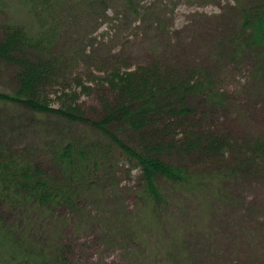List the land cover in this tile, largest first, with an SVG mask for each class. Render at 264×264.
I'll return each mask as SVG.
<instances>
[{"label":"rangeland","instance_id":"rangeland-1","mask_svg":"<svg viewBox=\"0 0 264 264\" xmlns=\"http://www.w3.org/2000/svg\"><path fill=\"white\" fill-rule=\"evenodd\" d=\"M84 1L63 0L65 16L59 17L60 0H0V93L21 91L19 74L49 62L52 70L37 88L42 104L58 113L0 102V143L33 157L49 179L60 181L68 166L53 148L73 145L87 158L97 150L108 156L95 155L82 181V174L76 175L80 182L72 183L75 194L69 203L46 207L32 201L31 210H12L0 198V226L13 227L23 237L30 224L35 229L30 252L44 262L51 257L58 264H264L259 145L237 144L240 154L227 156L159 150L161 161L208 179L204 192L194 186L155 206L141 192L135 162L113 153L117 147L109 142L116 132L135 147L154 140L162 146H173L169 140L184 143V120L190 117L201 122L196 137L202 143L216 137L237 142L264 138V55L248 40L244 24L245 10L263 0ZM85 4L98 12L84 15ZM74 10L80 20L75 27ZM243 30L245 43L240 42ZM144 72L156 78L182 74L191 77V85L213 74L233 103L217 108L206 95H179L172 110L183 103L194 114L174 118L167 103L175 97H169L158 114L152 107L140 110L148 121L135 129L115 113L129 102V83ZM131 102L127 108L137 113L139 103ZM168 121L173 128H167ZM236 168L242 169L229 171ZM13 251L0 244V264L16 258Z\"/></svg>","mask_w":264,"mask_h":264},{"label":"trees","instance_id":"trees-1","mask_svg":"<svg viewBox=\"0 0 264 264\" xmlns=\"http://www.w3.org/2000/svg\"><path fill=\"white\" fill-rule=\"evenodd\" d=\"M60 1L61 3L58 4V8H60V10H58L59 17L62 15L65 16V14H63L65 10V4L63 0ZM92 1H94V3L98 2V0ZM130 1L131 0H127V3L131 4ZM88 2V0L84 1L86 4H88ZM99 2H102V0H99ZM86 4V7L83 8V11H85L84 15L92 16L98 12V7L91 8L89 6L90 4ZM62 8L64 10H62ZM255 8L259 9V11L254 14L256 11ZM74 14L76 18L74 22L75 27L80 20L78 13L75 12V10ZM244 15V24L245 26L249 27V30H247L249 38L248 40L255 45L256 50L261 51L260 54L264 55V0L260 1V5H255L245 10ZM246 37V31H244L240 35V42L245 43ZM14 39L17 40V35ZM10 52V50H6L8 57ZM19 64L21 67L24 66V63L22 62H18V65ZM41 68L32 67V69H25L23 74H19V76H22L20 78L22 90L11 95L0 93V102L17 104L30 111L41 114H58L57 111L52 110L48 108V106L42 104V93L40 92V88H37V85L40 81H42V78L49 75L52 68L49 62H45ZM153 75L154 74H151L150 72H144L141 75L136 76L135 79L133 78L134 80L132 79L131 84L129 83V87H131L129 95L132 97L127 95V98L129 97V102H125V109H123V107L117 111L118 113H115V115L120 116L122 119L128 120L127 123L131 121L132 127L135 129L137 126L134 125H142L143 122L148 121L145 119V116H143L140 110L145 107H152L155 114H158V106L163 100H168L169 97H175L167 103L170 104L168 107L171 109L170 111L174 118H176V116L179 118H185L194 114L193 110L188 108L186 104L182 105L183 103L179 105V109L172 110V102L175 101L179 95H206V98L210 100L212 106L217 108L223 107L226 101L229 103L231 102V104L233 103L225 96L224 93L220 91L218 88V84L220 82H218L217 76H214L213 74L206 77L207 81H201L196 85L190 84L191 77L183 76L182 74L178 73H172L170 75H166L165 77H161L160 74H158L159 78H156ZM134 99L137 100L140 106L137 113H134L132 108H127L129 103H133L131 101ZM224 109H228V106ZM191 120V117L185 118L184 120L187 121V127L185 128L186 132L184 134L186 136V141L181 143L179 141L172 142V140H169V142L171 141V143H173V146L167 144V142H165L166 144L162 146L160 144V140H154L149 142L148 146L142 145V147L139 145L138 147H135L132 144L129 145L118 139V137H116V132L115 134L110 133V147L112 145L117 147V150L113 151V153H120L127 159L133 160L135 162V165L140 171L142 183L141 192L155 206H158L163 201L167 200V198H169L168 195L178 193L180 190H194L196 189L194 186H199L198 189L204 192V189L207 186V183L204 184V179H208L204 178L205 175H201V173L197 174V171L194 172L193 175L190 174L187 168L181 165H172L161 161L157 157L159 150H165L167 155L169 152H173L175 149V152L180 154L198 152V154H203L206 156L207 154L211 153H222L224 156H227L228 154L233 153L240 154L239 152H235L237 144H242L250 149L251 146L248 145L249 143L251 145H259L260 154L262 155L261 157H264V138L256 139L254 137L252 138L254 139L252 141L247 140L245 142H237L231 139H226L223 141L221 138L216 137L210 138V142L208 144L207 142L202 143L201 138L196 137L198 134L197 124H200L201 122H193ZM167 125L168 129L173 128L174 126L170 122L167 123ZM2 144L4 143L2 142ZM2 144L0 143V198L8 200L9 207H11L12 210L19 208H29L31 210V208H34L31 203L32 201H37L36 203H39L38 206H41L42 203L43 206L46 207H53L54 205H58L61 202L69 203L74 199L72 197L75 194L72 193V183L74 181L80 182L79 180H75L76 175L82 174V181L85 178L84 175L87 174L86 169H88V167L86 166L95 161V155L103 154V156L108 157L103 152L97 150V153L95 152V154L87 158L84 156V154H82L83 152L77 149V146H63L61 144L52 149L54 156L61 161H64L68 166V168L63 172V180L60 181L61 177H53L49 179L47 173L42 170V166L33 157L19 155L14 151L8 150L7 145L5 146L4 144L3 146ZM107 149L108 155L110 153L112 156V152H110V148H108V146H104V149L102 150H104L106 153ZM77 156H79V161L76 159ZM244 159L243 162H245ZM252 159L254 160V157H252ZM81 163H84L85 165L82 168V171L76 170L75 167ZM238 169L242 168L230 169L229 171L232 172L233 170ZM88 173L89 175H93V172L91 171H88ZM161 181L164 182V184ZM160 184H162L164 187H161ZM28 228V234L24 232L22 237L21 233L19 235L16 234L17 232L15 228L13 229V227L7 228L5 226H0V236L2 238V241L0 240L1 248L7 249V251L9 250V252L10 248H12L16 255V258L9 257V260L7 261L8 263H2L26 264L28 261H31V264H58V261L55 260L53 262L51 257L50 259H47L48 262H44V260L42 258L40 259L38 255L33 257L32 251L30 252V250H32L30 246H32L34 243L33 239H35V236L33 234L35 229L30 224H28ZM29 231L31 233H29ZM16 235L19 237L16 238Z\"/></svg>","mask_w":264,"mask_h":264}]
</instances>
